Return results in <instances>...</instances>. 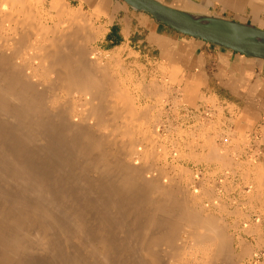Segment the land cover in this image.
Segmentation results:
<instances>
[{"label": "bare ground", "instance_id": "1", "mask_svg": "<svg viewBox=\"0 0 264 264\" xmlns=\"http://www.w3.org/2000/svg\"><path fill=\"white\" fill-rule=\"evenodd\" d=\"M10 2L9 10L25 5ZM7 5L0 3V264L242 260L241 240L223 220L149 168L133 131L141 100L92 56L83 14L57 5L63 26L52 30L28 6L15 11L20 19ZM6 19L14 29H4ZM207 22L264 41L255 30Z\"/></svg>", "mask_w": 264, "mask_h": 264}, {"label": "rangeland", "instance_id": "2", "mask_svg": "<svg viewBox=\"0 0 264 264\" xmlns=\"http://www.w3.org/2000/svg\"><path fill=\"white\" fill-rule=\"evenodd\" d=\"M8 1L9 10L14 3L6 0L7 4ZM24 4L22 8L28 6L37 16L35 21L38 19L52 30L62 25L57 5L71 14H83L90 23L87 32L92 34L88 41L92 56L111 68L112 74L125 83L134 101L141 100L139 112L143 116L133 131L138 130L135 135L140 137L137 140L148 157L149 164L146 160L144 164L163 171L162 174L165 172V176L168 174L171 178L164 177L165 180L170 184L175 182L172 185H179L194 196L197 208H202L205 215L227 224L229 235L236 234L245 247L235 251L242 259L238 258L237 264H264V149L254 143L251 134L237 128L239 116L214 100H203L198 109L179 87L176 73L163 65L123 52H102L97 47L100 31L96 15L61 0H24ZM20 5L11 6L9 12L24 19L25 14L22 13L23 17L21 12H15L22 9ZM8 25L14 29L13 23H5L4 29Z\"/></svg>", "mask_w": 264, "mask_h": 264}, {"label": "crops", "instance_id": "3", "mask_svg": "<svg viewBox=\"0 0 264 264\" xmlns=\"http://www.w3.org/2000/svg\"><path fill=\"white\" fill-rule=\"evenodd\" d=\"M61 1L98 17L102 52H123L165 66L198 109L203 100L226 105L241 119L237 128L264 149V60L184 36L122 0ZM157 1L197 19L264 32V0Z\"/></svg>", "mask_w": 264, "mask_h": 264}, {"label": "water", "instance_id": "4", "mask_svg": "<svg viewBox=\"0 0 264 264\" xmlns=\"http://www.w3.org/2000/svg\"><path fill=\"white\" fill-rule=\"evenodd\" d=\"M122 1L135 10L150 15L158 23L166 25L184 36L212 43L236 54L264 60V41L261 39L248 38L247 36L221 30L209 24L208 20L197 19L182 11L166 6L157 0ZM245 28L264 33L250 27Z\"/></svg>", "mask_w": 264, "mask_h": 264}]
</instances>
